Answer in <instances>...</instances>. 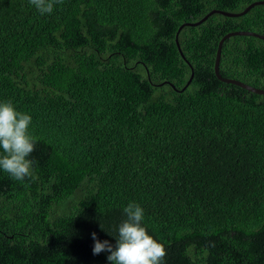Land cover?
I'll return each mask as SVG.
<instances>
[{
    "label": "trees",
    "instance_id": "1",
    "mask_svg": "<svg viewBox=\"0 0 264 264\" xmlns=\"http://www.w3.org/2000/svg\"><path fill=\"white\" fill-rule=\"evenodd\" d=\"M259 1L0 0V99L38 138L35 179L0 172V264H108L91 233L115 243L130 201L164 264H264V96L213 71L224 35H264V5L180 30L184 91L175 44ZM219 73L264 90V40H225Z\"/></svg>",
    "mask_w": 264,
    "mask_h": 264
},
{
    "label": "clouds",
    "instance_id": "2",
    "mask_svg": "<svg viewBox=\"0 0 264 264\" xmlns=\"http://www.w3.org/2000/svg\"><path fill=\"white\" fill-rule=\"evenodd\" d=\"M55 2L29 0L41 14L51 13ZM32 122L31 114L18 110L10 100L0 99V172L16 181L36 178L31 154L38 138L30 131ZM122 211L125 219L116 226L115 235L106 231L115 238V243L108 239L101 240L96 232L91 233L93 254L105 252L108 264H164L165 247L143 223L144 208L130 201Z\"/></svg>",
    "mask_w": 264,
    "mask_h": 264
},
{
    "label": "water",
    "instance_id": "3",
    "mask_svg": "<svg viewBox=\"0 0 264 264\" xmlns=\"http://www.w3.org/2000/svg\"><path fill=\"white\" fill-rule=\"evenodd\" d=\"M257 5H264V1L254 2V3L250 4L249 6H247L243 11H241L239 13H228V12L219 11V10H212L209 13H207L201 20L194 22V23H185L178 28V30L176 32V36H175V44L177 46V49H178L181 57L187 63V65L190 67V70H191L190 77H189L187 83L185 84V86L182 88L181 91H184L189 86V84L191 83V81L193 79L194 73H193V70H192V67L190 66V64L183 57V54H182L180 46H179L178 34H179L180 30L183 27H196V26L200 25L201 23L205 22L210 16H212L214 14H219V15L229 17V18L240 17V16L246 14L250 9H252L254 6H257ZM235 36L253 37V38H256L259 40H264V35L256 34L253 32L236 31V32H230V33L224 35L219 40V42L217 44L215 58H214V66H213L214 75L217 78V80L222 82V83L234 85V86H237L239 88L246 90L247 92H250V93H253L256 95H260V96H264V90L254 88L252 86H249V85L244 84V83L237 81V80L223 78L219 73V63H220L222 45H223L225 40L229 39L230 37H235ZM166 84L170 85L174 90H176L172 84H170L168 82ZM181 91H177V92H181Z\"/></svg>",
    "mask_w": 264,
    "mask_h": 264
}]
</instances>
